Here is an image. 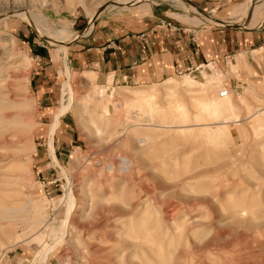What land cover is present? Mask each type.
<instances>
[{
  "label": "rangeland",
  "instance_id": "rangeland-1",
  "mask_svg": "<svg viewBox=\"0 0 264 264\" xmlns=\"http://www.w3.org/2000/svg\"><path fill=\"white\" fill-rule=\"evenodd\" d=\"M133 1L0 0V264H264V78L247 81L235 54L134 85L70 65L83 24L154 18L198 39L249 30L259 3ZM28 14L71 38L46 39Z\"/></svg>",
  "mask_w": 264,
  "mask_h": 264
},
{
  "label": "crops",
  "instance_id": "crops-1",
  "mask_svg": "<svg viewBox=\"0 0 264 264\" xmlns=\"http://www.w3.org/2000/svg\"><path fill=\"white\" fill-rule=\"evenodd\" d=\"M236 0H188L197 9L223 10ZM228 8V7H227ZM261 13V12H260ZM249 22L245 32L223 28L221 31H209L196 39L177 28L160 25L158 19L146 18L139 29L123 30L107 21H95L93 28L85 37L75 38L71 42L72 69L93 75L97 83L105 85L107 79L118 83L135 84L145 78H154L157 73H174L187 68L206 64L222 63L226 59L235 64L244 60L249 78H264V22L260 29L259 16ZM104 22V23H102ZM256 25V27H252ZM165 26V27H164ZM85 31L84 24L78 30ZM195 39V38H194ZM239 58V59H238ZM245 71V70H244ZM245 71V72H246ZM246 76V74H244ZM45 109L51 104L44 99ZM58 134L60 147L67 138L65 124L60 121Z\"/></svg>",
  "mask_w": 264,
  "mask_h": 264
},
{
  "label": "bare ground",
  "instance_id": "bare-ground-1",
  "mask_svg": "<svg viewBox=\"0 0 264 264\" xmlns=\"http://www.w3.org/2000/svg\"><path fill=\"white\" fill-rule=\"evenodd\" d=\"M79 1H81V0H79ZM126 1V0H125ZM128 1V0H127ZM258 3H259V5H256L255 6V8L253 7V11L251 10V12H250V14H249V17H250V19H249V21L247 22V24H246V26L245 27H247V25H249L248 23L249 22H251L255 17H256V15L258 14V12L259 11H261V7L262 6H264V0H256ZM176 2V1H175ZM179 2V4H180V1H178ZM178 4V3H177ZM129 6H133V5H135V7L136 8H138V9H142V10H144V11H146V9H147V5L145 4V2H143V0H134L132 3H130V4H128ZM181 5V4H180ZM189 6V5H188ZM243 6V5H242ZM242 6H240V7H238V8H236V9H234L231 13H230V16L231 17H236L237 16V14L239 13V8H241ZM182 8V7H181ZM183 8H184V6H183ZM185 9H187V8H185ZM191 9V8H190ZM184 10V9H183ZM245 10V9H244ZM193 12L195 11V10H192ZM241 11H242V9H241ZM246 11V10H245ZM241 13V12H240ZM239 13V14H240ZM244 13V12H243ZM197 15H199V14H197ZM11 17H13V18H22V14L21 13H14ZM200 17H201V15H200ZM212 21H210V22H212V24H214V25H220V26H224V25H228V24H231V23H223V22H219V21H217L214 17L213 18H210ZM25 21H28V22H31L34 26H35V28L39 31V33H40V35L41 36H43V37H45L46 39H48V40H53V41H58V42H62V41H64V40H66V39H68V37H70L69 35H71V33L69 32V30H68V28L66 27V26H62V27H60V28H58V29H56V30H52L51 32H47V30L45 31V29H43L44 27L43 26H41V24L40 23H42L41 22V20H40V18L38 17H34L33 15H30V14H28V16L27 17H25V19H24ZM206 20H208V19H206ZM209 22V21H208ZM215 22V23H214ZM89 25V27L83 32V33H81V36H79V37H82L83 36V34L84 33H86V32H88V29L90 28V24H88ZM46 28V27H45ZM89 33V32H88ZM72 35H74V33H72ZM71 38V37H70ZM69 38V39H70ZM73 38V37H72ZM76 37H74V39H75ZM68 41V40H67ZM62 50H64V49H62ZM67 88V87H66ZM69 94V93H68ZM72 99H71V97L69 98V103H68V107H71V104H72V101H71ZM226 124H228V122H221V123H217V125H226ZM230 124V123H229ZM53 129V128H52ZM127 130V129H126ZM140 143V142H139ZM51 155V157H53V154H52V151H51V153H50ZM122 163L123 164H125V163H128L127 161H125V160H123L122 161ZM123 169V168H122ZM74 201H73V197L72 196H70V197H68V199H67V204H68V207H69V213L71 212L70 210H71V208L73 207V203ZM1 210H2V208H1ZM8 211V210H7ZM12 211V210H11ZM21 211V210H20ZM67 218H68V216H67ZM67 218H66V221H67ZM33 221V220H32ZM66 221H64V222H66ZM65 229V224H63V228H62V230H64ZM62 239V236L60 237V240Z\"/></svg>",
  "mask_w": 264,
  "mask_h": 264
},
{
  "label": "built area",
  "instance_id": "built-area-1",
  "mask_svg": "<svg viewBox=\"0 0 264 264\" xmlns=\"http://www.w3.org/2000/svg\"><path fill=\"white\" fill-rule=\"evenodd\" d=\"M193 44H194V46L196 47V39H193ZM199 68H200V66H198V67H195V68H187V69H185V70H183V71H177L176 72V74L178 75V74H180V73H187V75H190V74H194V73H197L198 74V70H199ZM225 93V92H224ZM223 95V94H222Z\"/></svg>",
  "mask_w": 264,
  "mask_h": 264
},
{
  "label": "water",
  "instance_id": "water-1",
  "mask_svg": "<svg viewBox=\"0 0 264 264\" xmlns=\"http://www.w3.org/2000/svg\"><path fill=\"white\" fill-rule=\"evenodd\" d=\"M187 4H189L187 1H185ZM189 5H191V4H189ZM200 11V10H199Z\"/></svg>",
  "mask_w": 264,
  "mask_h": 264
}]
</instances>
